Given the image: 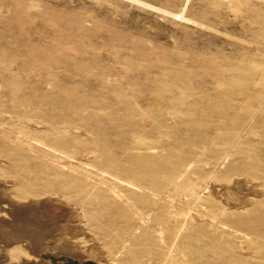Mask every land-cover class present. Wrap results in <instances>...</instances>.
Returning a JSON list of instances; mask_svg holds the SVG:
<instances>
[{
    "label": "rangeland",
    "instance_id": "rangeland-1",
    "mask_svg": "<svg viewBox=\"0 0 264 264\" xmlns=\"http://www.w3.org/2000/svg\"><path fill=\"white\" fill-rule=\"evenodd\" d=\"M186 260L264 264V0H0V264Z\"/></svg>",
    "mask_w": 264,
    "mask_h": 264
},
{
    "label": "bare ground",
    "instance_id": "bare-ground-1",
    "mask_svg": "<svg viewBox=\"0 0 264 264\" xmlns=\"http://www.w3.org/2000/svg\"><path fill=\"white\" fill-rule=\"evenodd\" d=\"M188 0H186V2H187ZM142 4V3H141ZM143 4H146V3H143ZM146 5H148L149 7H152L151 5H149V4H146ZM154 8V7H153ZM157 9V8H156ZM184 9V8H183ZM161 10V9H160ZM163 10V9H162ZM162 12H166V13H169L168 11H162ZM171 15H173L174 17H176V16H178V14H174V13H170ZM179 16L182 18L183 17V14L181 13V14H179ZM59 121V120H58ZM57 121V122H58ZM20 123V122H19ZM23 123H25V122H22V124ZM26 123H28V122H26ZM4 125V124H3ZM25 125V124H24ZM27 126H25V127H31V128H33L35 125L34 124H26ZM47 127V126H46ZM38 128V127H37ZM25 129V128H24ZM56 129V128H55ZM62 129H64V130H70L71 128L68 126V125H64L63 127H62ZM50 130H52V129H50ZM58 130V129H57ZM65 131V132H66ZM24 132V131H23ZM59 132V131H58ZM70 133V132H69ZM50 134V133H49ZM52 138V137H51ZM32 139L36 142V143H38V144H40V146L42 145V146H47L49 149H51L52 151L51 152H57V154H58V156H52V157H50V158H47V160L48 161H51L52 162V164H54L55 165V167L56 168H58L57 169V171H56V174L58 173V174H60L61 173V171H60V169H64V168H66V167H68V164H70L69 166H71L72 165V160L74 159L71 155H69L68 153H65L64 151H62V150H60V149H58V148H56V147H54V146H51V145H47V144H45L41 139H39V138H35V137H32ZM20 142V141H19ZM44 147V148H45ZM19 149V148H18ZM22 149V148H21ZM28 153V152H27ZM64 157H67L68 159H69V163H65V162H63L62 160H61V158H64ZM40 159V158H39ZM44 160V159H43ZM75 160V159H74ZM47 161V162H48ZM25 162V161H24ZM9 163H13V161H9L8 162V164ZM15 164V163H14ZM13 164V165H14ZM86 164V163H85ZM89 164V163H88ZM88 164H86V165H88ZM53 166V165H52ZM72 167V166H71ZM70 168V167H69ZM65 170V169H64ZM74 168H72L71 169V171H73L74 172ZM81 170V169H80ZM77 171V170H76ZM100 171H102V172H106V170H104V169H100ZM186 171V170H185ZM71 173V172H70ZM77 173V172H76ZM80 173V172H79ZM104 174V173H103ZM46 175L47 174H45V175H42L41 173L40 174H37V175H32V178L34 179H36V180H39L40 178H44V177H46ZM41 176V177H40ZM84 177V176H83ZM32 178H30V177H27L26 179L28 180V181H30V180H32ZM16 180H17V177L15 178ZM12 180H10V181H7V182H5V183H11V184H14V183H12L11 182ZM119 181H121V182H126V184L127 185H131V186H136V184L135 183H132V182H129V181H126V180H124L123 178H119ZM4 183V184H5ZM21 185H22V182L20 183ZM23 184H25V183H23ZM8 185V184H7ZM26 185V184H25ZM35 186V185H34ZM193 186V185H192ZM34 188V187H33ZM108 188H110V187H108ZM113 188V187H112ZM194 188V187H193ZM115 189V188H114ZM113 189V190H114ZM109 190V189H108ZM195 190V189H194ZM211 190V189H210ZM209 190V191H210ZM31 191V192H30ZM46 191V190H45ZM45 191H43V192H40V193H36L34 190H31V189H26V190H21L20 192L17 190V192H15L14 194H19V195H21L24 199H27V198H31V196L30 195H38V194H42V193H44V194H42V195H45L46 194V192ZM110 191H112V190H110ZM50 192L52 193V194H55V193H58L59 194V190L58 189H52V190H50ZM114 193H115V191H113ZM196 192V191H195ZM207 191H201L196 197L197 198H199V197H201L200 196V194H204V193H206ZM114 193H112L113 194V196H115L114 195ZM63 194V193H62ZM119 194V193H118ZM206 194H208V193H206ZM61 195V194H60ZM39 196V195H38ZM195 196V195H194ZM116 197V196H115ZM118 198H121L120 196L118 197ZM32 200V199H31ZM38 200V199H37ZM120 200H123V199H120ZM164 203V202H163ZM199 203V202H198ZM122 204V203H121ZM239 205V204H238ZM125 206L127 207V209H130V211L132 212L134 209V207L133 206H131V204L130 205H127V203L125 204ZM124 206V207H125ZM172 206V205H171ZM125 207V208H126ZM167 207V206H166ZM173 207V206H172ZM172 207H170V209L172 208ZM228 207H230V206H228ZM236 207V206H235ZM168 210V209H167ZM172 210V209H171ZM165 212V211H164ZM192 212V211H191ZM175 213V212H174ZM181 213V212H180ZM198 213V212H197ZM132 214V213H131ZM166 214V213H165ZM176 214V213H175ZM171 215V214H170ZM141 216V215H140ZM169 216V215H168ZM192 216V215H191ZM195 217V219L197 218V216L195 215L194 216ZM142 218V217H141ZM194 219V220H195ZM249 220H250V218H249ZM138 221V220H137ZM143 221V220H142ZM240 221H242V220H239V222ZM165 228V227H164ZM133 229V228H132ZM244 231V230H243ZM155 232V231H154ZM240 232V231H239ZM114 234V233H113ZM240 235V234H239ZM105 236V235H104ZM130 239V238H129ZM129 239L127 238V239H125L124 240V245H123V247L122 248H124V246L127 244V242L129 241ZM94 243V242H93ZM117 245V244H116ZM172 246H173V244H172ZM170 247V246H169ZM168 247V248H169ZM172 249V248H171ZM121 253V250H119L118 252H116L115 253V256H114V258L116 257V256H118L119 254ZM178 256V255H177ZM112 259V261H115V259ZM180 259H182V258H180ZM148 259L146 258V261H147ZM177 260V259H176ZM182 264H196L195 263V261H191V260H186V261H182Z\"/></svg>",
    "mask_w": 264,
    "mask_h": 264
}]
</instances>
